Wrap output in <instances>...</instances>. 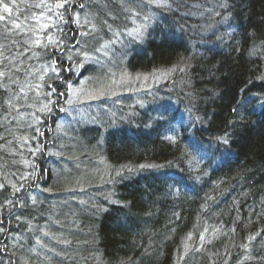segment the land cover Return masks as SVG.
Here are the masks:
<instances>
[{"label": "trees", "instance_id": "16d2710c", "mask_svg": "<svg viewBox=\"0 0 264 264\" xmlns=\"http://www.w3.org/2000/svg\"><path fill=\"white\" fill-rule=\"evenodd\" d=\"M77 1L0 6V264H264V0ZM110 44L151 90L68 110Z\"/></svg>", "mask_w": 264, "mask_h": 264}, {"label": "rangeland", "instance_id": "374dc122", "mask_svg": "<svg viewBox=\"0 0 264 264\" xmlns=\"http://www.w3.org/2000/svg\"><path fill=\"white\" fill-rule=\"evenodd\" d=\"M78 6V13L76 16L80 14L81 11L84 10V4L81 0L77 1ZM137 29V28H136ZM135 29V30H136ZM142 30V29H141ZM130 32L134 31H128L125 37H132V35H129ZM111 49V50H110ZM112 55V44L109 46H101L96 52L92 53L89 56H86L85 58L91 57L89 59H94L97 61L100 66H104L103 63H107V68H100L99 72L104 77L103 78V87L99 90H90L87 92L85 90L86 83L85 79L79 80V85H74L72 87V94L70 101L65 105L68 110L73 104H83V103H91L93 106L100 104L102 101L109 102V104L113 101L122 102V99L118 96H122L126 98H131L134 100L135 98L143 97L145 94H148L151 90V87L153 85V80L151 79H140L139 77L133 79V78H127L125 75L121 76H115V72L113 70V64H111L110 59L113 60V62L116 63L117 56L115 58L110 57ZM118 97V98H117ZM63 103H65V100H63ZM64 107H60L57 111H62L61 113H67V111H63Z\"/></svg>", "mask_w": 264, "mask_h": 264}, {"label": "snow or ice", "instance_id": "6c2138e0", "mask_svg": "<svg viewBox=\"0 0 264 264\" xmlns=\"http://www.w3.org/2000/svg\"><path fill=\"white\" fill-rule=\"evenodd\" d=\"M69 0H60V2L54 4V5H50L47 4L45 2V0H41L40 3L32 5V7H37V8H46L47 11H52L53 8H63L65 6L66 3H68ZM151 2V0H150ZM157 6L159 7H167V3L166 0H156ZM0 6H2L3 8V12L8 14L9 16H11V14L13 13V8L14 7H18V5H12L10 6L9 3H4L3 0H0ZM56 15L59 17L60 20H64V17L61 13H56ZM5 16L0 15V20H4ZM25 19H27V17H25ZM34 19L36 20V25L35 26H29L27 28L22 27V25L18 22H16V20H12L10 21V23L12 24V27L14 30H20V34L22 35H28V33L31 32H36V31H40V30H46L49 25L46 23H42L43 20H48L50 19L49 17L45 16L43 13L41 14V16L39 17H34ZM66 22V21H65ZM77 23H79V20L77 18ZM143 27V26H141ZM89 33H85V32H81L80 35L81 36H87ZM129 35H132L134 39H142L143 38V31L141 30V28H137L136 30H134V32H130ZM47 39L49 40V42H51V37H47ZM34 43L37 46H43L42 45V41L41 39H36L34 41ZM76 43H80V41H76ZM70 58V57H69ZM0 75H4V73H0ZM47 107V106H46ZM171 139V137L169 138ZM225 143H227V140L225 139L224 141ZM131 170V169H129ZM4 187V185H0V190H2ZM13 188H16L17 191H19L20 189L16 187L15 184L12 185ZM33 201L35 202V198L33 197ZM8 203H11V201H8ZM255 237H250L249 241L251 242L252 240H254Z\"/></svg>", "mask_w": 264, "mask_h": 264}]
</instances>
